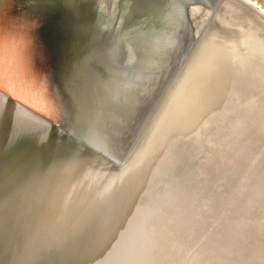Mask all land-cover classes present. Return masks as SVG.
Listing matches in <instances>:
<instances>
[{"label": "water", "instance_id": "obj_1", "mask_svg": "<svg viewBox=\"0 0 264 264\" xmlns=\"http://www.w3.org/2000/svg\"><path fill=\"white\" fill-rule=\"evenodd\" d=\"M100 1L0 0V126H5L1 128V139L6 141V148L12 144V149H16L19 144L15 145L10 137L13 136L14 129L17 130L19 121H27L31 135L44 132L43 139H48L57 147H67L69 144L75 147L77 145L78 149L82 148L83 144L92 147L95 151L90 154L92 165L97 168L105 167L119 181L124 175L122 169L125 161L130 159L131 153L148 138L153 125V122L149 124L151 116L171 88L173 92L179 89L183 92L180 97L176 95L175 99L179 98L178 105L179 100L183 98L184 104H179L175 110L168 106V134L158 135L153 141L156 152L168 156L161 158L158 164L154 163L150 169L154 174L171 178L174 184L185 171L182 165L183 151L195 145L198 130L201 137L204 131V120L201 119L199 111L208 103L206 90L209 74L212 67L215 68L212 65H224L226 70L236 72L244 79L255 80L260 87L257 89H264V39L255 29L243 25L234 26L228 21L230 13L218 10V24L209 22L201 35L204 45L196 50L194 47L189 52V42H185L182 32H172L167 22L160 23L155 18L145 21L144 13H154L157 10L151 0H130L131 12H134L142 24L135 27L130 20L125 29L117 26V14L100 10ZM183 5L190 4L185 2ZM197 7L200 10L198 15L189 17L193 28L198 32L200 30L197 25L202 22L203 16L215 9L209 0H198ZM175 10L181 14L182 5H178ZM184 13L186 14L185 11ZM254 15L264 19L259 12H254ZM240 26L242 28L238 29ZM92 28L107 33L103 34L105 39H102L105 43L103 47H106L104 52H107L106 59L101 60L104 66L101 65L95 75H90L87 71L93 68L95 63L97 45L89 43L86 40L89 34L83 33ZM174 33L176 36H173ZM195 35L193 33V37ZM64 40L69 42L67 51L73 53L70 62L74 59L73 65L79 71L77 78L80 82L75 86L76 90L72 91L69 88V80L65 77L61 79L62 76L54 69L52 60V53L59 45L65 46ZM171 41H174L173 46ZM50 46L57 48L52 50L49 49ZM213 46L234 48L240 55L235 57L234 53L229 54L222 49L212 48ZM132 49L137 51L132 52ZM131 52L134 58L128 60L126 55ZM105 69L109 72L105 73ZM107 75L123 81V85L115 92L110 90L105 93L102 91L104 86L101 82ZM86 98L89 100H85ZM73 102L79 107L71 108L69 104ZM85 110L88 111L87 115ZM169 111L172 115H169ZM89 137L93 138V141L87 140ZM202 139L198 152L192 157L189 173L196 188L206 185L205 171L210 166L207 153H211V148L209 143H206L207 139ZM24 143L26 141L22 140V144ZM1 145L2 142L0 249L20 257L24 251L11 241L13 236L18 235L17 215L28 202L30 192L26 193V188L29 189L30 183L23 182L21 177L24 171L18 172L13 168V164L5 161L7 150ZM43 177L44 179H39L35 184L37 193L46 190L51 194L62 192L65 186L61 178L55 177L52 181L48 176ZM171 179L160 181L159 178L158 182L151 183L150 186L147 183L143 196L140 201L136 198L135 203L140 209L146 208L148 203H158L166 215L179 216L185 206L181 197L175 198L173 193L162 189ZM40 181L43 182L39 183ZM150 211H155L154 206ZM138 224L139 236L136 233L134 237L130 235L127 239V254L124 257H127L129 263L143 262L138 256V250L141 245L144 246V239L141 237L143 234V237L150 236L149 238L161 245L159 247H165L168 251L167 257L157 264H177L178 258L186 252L185 240L170 239L171 236L160 226L154 225L147 215L142 214ZM166 225H170L168 221ZM42 248L43 246H34L33 252H27L24 256H31L33 262L42 254ZM26 249L30 250V246ZM149 255L145 256L146 261L151 258ZM156 262L153 260L151 264ZM0 264L7 263L0 258Z\"/></svg>", "mask_w": 264, "mask_h": 264}, {"label": "bare ground", "instance_id": "obj_2", "mask_svg": "<svg viewBox=\"0 0 264 264\" xmlns=\"http://www.w3.org/2000/svg\"><path fill=\"white\" fill-rule=\"evenodd\" d=\"M151 1L157 10L154 13H144L145 21L155 18L160 23L167 22L172 32H182L185 42H189V52L194 47L196 50L204 45L201 35L209 22L218 24V10L230 13L228 21L234 26L243 25L255 29L264 39V19L254 15V12H259L264 16V10L251 0H209L215 11L203 16L202 22L197 25L200 30L198 32L193 28L189 17L198 15V0ZM185 2L190 5L184 6ZM130 4V0H101L99 7L102 12L117 14V26L125 29L130 20L135 27L142 24L134 12H131ZM178 5H182L181 14L175 10ZM241 28L242 26L238 29ZM83 33L89 34L86 37L89 43L97 45L95 63L87 71L88 74L95 75L103 65L101 60L106 59V47H103L105 43L102 39H105L103 34L107 33L93 28ZM193 33L196 34L195 37ZM68 43L64 40L65 46L59 45L52 53V60L61 79L65 77L69 80L72 91L76 90L75 86L80 80L77 78L79 71L73 65L74 59L70 62L73 53L67 51ZM171 45H174V41H171ZM56 48L49 47L52 50ZM216 49L234 53L235 57L240 55L234 48ZM133 51L137 50L132 49ZM132 52L126 55L128 60L134 58ZM107 62L108 60L106 64ZM212 66L215 68L212 67L209 74L206 90L208 103L199 111L204 120V131L201 137L198 130L195 145L183 151L182 165L185 171L174 184L171 178L154 174L150 169L154 163L158 164L161 158L168 156L158 154L153 141L158 135L168 134L166 122L169 116L166 109L170 106L175 110L179 104H184L183 98L178 105L179 98L175 99L176 95L180 97L182 90L173 92L171 88L163 98L150 118L149 124L153 122V125L148 138L125 161L122 169L124 175L119 181L105 167L97 168L92 165L90 154L95 151L86 144L79 149L77 145L75 147L71 144L57 147L48 139H43L44 132L31 135L29 122L22 120L10 137L15 145L19 144L18 147L12 149L14 145L9 144L6 148V141L1 139L5 126L1 125L0 143L7 150H4L5 161L13 164L18 172L24 171L21 178L23 182L30 183L29 189L26 188L30 197L17 215L18 235L13 236L11 241L24 254L20 257L13 256L11 253L7 254L5 249H0V258L7 264H130L127 257H124L127 254V239L130 235L134 237L136 233L139 236L138 219L144 214L151 218L154 225L164 229L171 236L170 239L185 240L186 252L178 258L177 264H264V89H257L260 87L255 80L244 79L236 72L226 70L224 65ZM104 71L109 72L107 69ZM100 73L102 74L101 71ZM103 81L102 91L105 93L110 90L115 92L123 85V81L110 78V75L105 76ZM69 106L79 107L76 102ZM87 112L84 111L85 115ZM169 115H172L171 111ZM202 138L207 139L206 143L211 148V153H207L210 166L205 171L206 185L196 188L189 173L192 157L198 152ZM88 139L93 141V138ZM22 140L26 143L22 144ZM43 176H48L49 180L61 178L65 186L62 192L51 194L46 190L37 193L35 184L39 179H44ZM159 178L160 181L171 179L162 189L173 193L175 198L181 197L185 205L177 217L166 215L158 203H148L142 209L135 203L136 198L140 201L143 196L144 186L147 183L148 186L152 185ZM153 206L155 211L151 212ZM167 221L170 225H166ZM141 237L144 239V246L141 245V240L138 256L143 262L139 264H151L153 260L157 264L167 257L165 247H159L161 245L148 235L145 238L141 234ZM28 246L30 250L26 249ZM34 246H43V252L32 262L31 256L24 255L32 253ZM147 255L151 256L148 261L145 257Z\"/></svg>", "mask_w": 264, "mask_h": 264}, {"label": "rangeland", "instance_id": "obj_3", "mask_svg": "<svg viewBox=\"0 0 264 264\" xmlns=\"http://www.w3.org/2000/svg\"><path fill=\"white\" fill-rule=\"evenodd\" d=\"M264 10V0H251Z\"/></svg>", "mask_w": 264, "mask_h": 264}]
</instances>
